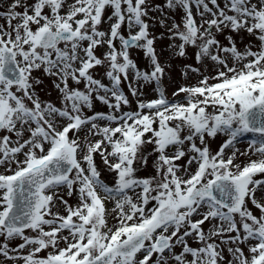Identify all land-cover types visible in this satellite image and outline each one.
<instances>
[{"label": "snow or ice", "instance_id": "6c2138e0", "mask_svg": "<svg viewBox=\"0 0 264 264\" xmlns=\"http://www.w3.org/2000/svg\"><path fill=\"white\" fill-rule=\"evenodd\" d=\"M0 264H264V0H0Z\"/></svg>", "mask_w": 264, "mask_h": 264}, {"label": "rangeland", "instance_id": "374dc122", "mask_svg": "<svg viewBox=\"0 0 264 264\" xmlns=\"http://www.w3.org/2000/svg\"><path fill=\"white\" fill-rule=\"evenodd\" d=\"M156 3H163V0H155ZM158 32L160 31H164L163 29L158 28L157 29ZM238 44L239 42V38H237ZM247 42V40H245V43ZM168 45V41L165 40H160L157 42V51L160 54V60L162 64L165 63H170L171 67L167 69V75L165 76L164 80H163V84L162 86L165 88L166 90V94L169 97V99H172V93L177 89L178 86H180L181 84H191V83H195L197 77L195 75H191L190 78L186 79L181 75V71L183 68V65L185 63H194V57L192 55V50H189L188 53V59H183V58H178V57H173L172 53L170 50H168L167 48ZM242 46V45H240ZM133 58L137 60V62L140 64L141 67H144L146 65V61L143 59L142 54L139 53L138 51H134L132 53ZM46 84H48V82L46 81ZM50 86V85H49ZM126 90V89H125ZM145 93L148 97H152L154 95L153 90H152V86H148L145 89ZM41 95H43V93H41ZM48 99H53L55 100V92H53L51 97H46ZM131 98V97H130ZM133 107H135V104L133 103L132 105ZM101 110H106L104 109L103 106H100ZM223 137H218L215 141H211V146L213 148V150H216L219 146V144L222 142ZM241 150L245 149L247 147L246 142L243 143H239L237 145ZM97 164L100 166L101 170H102V174L110 179V174H108L107 172L103 171V165L100 163V159L99 157H97ZM67 198V197H65ZM74 198L69 199V203H74Z\"/></svg>", "mask_w": 264, "mask_h": 264}]
</instances>
